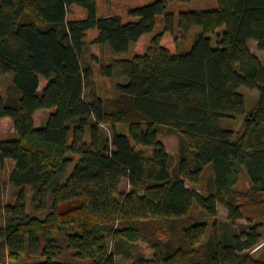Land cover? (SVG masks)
<instances>
[{"label": "trees", "instance_id": "1", "mask_svg": "<svg viewBox=\"0 0 264 264\" xmlns=\"http://www.w3.org/2000/svg\"><path fill=\"white\" fill-rule=\"evenodd\" d=\"M168 1L125 21L99 16L97 0H0L11 79L0 122L14 128L0 139V187L10 160L19 188L2 206L0 264H264L250 253L264 237V62L250 47L264 51V0H217L177 20ZM76 5L86 16L68 18ZM92 63L119 79L113 91L100 94ZM241 87L258 91L250 109ZM160 133L177 137L174 165ZM208 165L204 192L189 187Z\"/></svg>", "mask_w": 264, "mask_h": 264}, {"label": "rangeland", "instance_id": "2", "mask_svg": "<svg viewBox=\"0 0 264 264\" xmlns=\"http://www.w3.org/2000/svg\"><path fill=\"white\" fill-rule=\"evenodd\" d=\"M153 0H97L98 3V15L104 16L108 14H119L122 15L123 18L126 20H129L128 18V11L136 6L144 5ZM218 6L217 0H170L166 4V13H174L176 20L178 19V15L180 12L185 10H200V9H211L216 8ZM86 16V10L80 6H74L70 13L68 14V18H79V17H85ZM164 26V15L157 17V22L154 27V30L146 35V40L148 41L150 37L155 33L160 31ZM223 27L219 29L218 32L222 31ZM97 34L96 29H90L87 31V36L85 38L86 41H89L91 38H93ZM177 37L179 38L182 43L189 47L191 45V33L184 34L182 31L178 30L176 31ZM211 43L212 45H216L217 43V37L216 34L211 35ZM250 47L252 52L261 60L264 62V51L259 50L257 48V43L255 41H250ZM88 50L85 49L84 55L88 56ZM133 48H131V52H129L126 56H131L133 54ZM102 56L104 58L108 57L107 53H103ZM86 60V59H85ZM84 63V61H83ZM92 67L95 71V77L97 81V85L99 88L100 94H107L113 91L114 84L119 80L118 78H103L98 73V65L95 63H92ZM11 83V79L9 76H0V95H6L7 89ZM241 92L245 95L246 98V108L250 109L255 104L257 98H258V91L257 90H250L246 87L240 88ZM44 116V113L41 111L37 115L38 121H40ZM13 125L12 123H3L0 122V139L4 137H9L13 134ZM107 135L109 136V130L105 129ZM160 139L162 140L163 144L165 145L166 149L171 154V161L174 164H176L178 160V142L177 137L175 135H166L164 133L159 134ZM12 167V162L10 160L7 161L5 171H3V178L5 179V183L0 187V226L4 224V211L2 209V206L7 203H14L19 188L9 184L7 182L8 174L10 172V169ZM211 166L208 165L205 170L203 171L201 175V182L198 185H192L188 184L189 187H194L196 190L200 192H204V182L209 177L211 171ZM72 168V167H71ZM70 170V169H69ZM126 182L122 184V188H126ZM237 189L239 190H245L249 187V178L246 174V172H243L239 178ZM28 203L31 202V196L32 192L29 188L24 187ZM218 212H219V219H225L227 216V211L222 205H218ZM202 218H204L202 216ZM208 220V218H207ZM241 223L244 221L241 220ZM264 251V237L262 238L261 242L258 246H256L253 250L250 251L254 256H259L261 252ZM147 255L151 256V251L146 252ZM117 264H130V261L127 259L122 258L120 255L116 258Z\"/></svg>", "mask_w": 264, "mask_h": 264}]
</instances>
